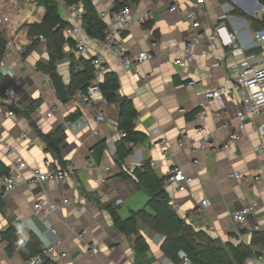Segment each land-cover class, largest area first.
<instances>
[{
	"label": "crops",
	"instance_id": "0c3cea01",
	"mask_svg": "<svg viewBox=\"0 0 264 264\" xmlns=\"http://www.w3.org/2000/svg\"><path fill=\"white\" fill-rule=\"evenodd\" d=\"M92 2L99 14L109 13L119 4L131 6L132 20L122 33L126 50L133 54L150 51L154 58L127 68L117 54L83 30L88 49L79 52L65 42L66 55L57 63L56 70L66 87L71 82L72 63L83 69L85 61L93 63L100 59L104 73L116 72L120 93L129 97L138 111L136 128L146 134L144 141L135 144L125 163H155L153 171L161 178L173 164L181 165L194 181L186 191H179L175 185L166 187L174 211L196 232L218 242L231 259V247L243 246L256 253L245 264H264V244L256 241L258 233L264 232V127L259 128L264 125V115L245 119V128L239 130L235 118L239 103L236 92L228 96L225 106L211 100L205 118L199 115L200 98L196 94L204 86L231 84L230 66L244 57L231 56L229 47L205 39L196 48L195 61L186 67L179 66L175 59L183 55L190 25L181 11L170 10L175 3L183 11L196 8L206 31L224 23L238 33L234 47H242L247 55H258L253 59L256 61L264 56L262 49L249 51L258 47L254 38L257 28L264 25V5L259 0H206L201 7H196V0ZM60 13L69 25L75 23L71 9L60 6ZM5 15L8 20L3 19ZM45 15V7L34 0H0V32L8 40L0 63L14 66L10 80L18 92L14 107L7 97L0 95V177L18 160L37 165L55 157L44 135L62 127L59 147L65 164L76 166V178L40 186L32 183L29 171H25L24 182L0 202V235L20 220L25 242L35 235L43 246H57V264H179L164 250L168 235L154 226L153 220L161 208L151 206V193L135 175H122L115 163L117 143L122 138L117 126L119 105L106 102L100 94L90 107L72 99L57 105L60 99L51 79L47 80L48 73L37 65L50 60L48 41L30 35V26L42 22ZM222 16H226L224 21ZM34 40L35 46L24 55ZM7 51L10 56H6ZM192 79L200 85L188 87ZM54 106L57 109L48 116ZM78 111L79 117L67 120ZM101 113L105 121L98 120ZM225 123L231 124L226 128ZM199 127L212 133L214 147L204 146ZM154 129L159 131L152 133ZM234 131L239 132L240 138L223 149L222 144ZM24 133L28 138L22 137ZM102 141L106 146L100 155L95 147ZM182 141L184 147L180 146ZM235 172L243 177L235 178ZM42 198L60 202L49 217L35 212L34 204ZM65 198L70 204L62 203ZM120 198L122 204L117 203ZM205 199L209 203L204 207ZM245 206H252L253 211L247 223L239 224L233 213ZM112 210L126 221L125 230L115 225ZM141 210L145 212L140 214ZM131 217L135 222L129 220ZM95 245L99 247L98 254L91 252ZM63 252L67 256H61ZM0 264L29 262L0 236Z\"/></svg>",
	"mask_w": 264,
	"mask_h": 264
},
{
	"label": "built area",
	"instance_id": "2783aa9c",
	"mask_svg": "<svg viewBox=\"0 0 264 264\" xmlns=\"http://www.w3.org/2000/svg\"><path fill=\"white\" fill-rule=\"evenodd\" d=\"M60 6L64 8H69L73 11L75 18V23L69 25L65 28L64 34L68 38H72L75 41V48L79 52H84L88 49V44L83 36V8L82 5H72L67 6L65 0H58ZM117 1V0H114ZM206 0H196V7H201L205 4ZM172 12L181 11L184 18L188 21L189 28V39L183 48V55L175 59V63L181 67H186L193 63L196 58V48L205 39L210 42H219L222 46L229 47V52L231 56H241L243 59L230 66L229 73L232 78V83H221L214 87H202L196 91L199 96V115L201 118H205L208 114V105L211 100H216L221 106L227 104V98L233 92L238 95V106L236 109L235 118L239 121L237 128L243 130L245 128L244 120L247 118H254L256 116L264 115V56L262 58L253 60L258 55H247L242 47H234L238 39V33L231 31L224 23H217L214 30L206 31L204 30L203 23L199 18L196 8H187L186 10H181L180 5L175 3L170 6ZM132 8L129 5H124L120 8L114 9L109 13L103 12L100 16L106 21L107 28L105 31V37L99 39L102 44L112 50L117 54L122 62V64L131 68L140 64L146 60L153 59L154 55L150 51L139 52L138 54L128 53L126 50L125 43L122 38V33L128 28L132 20ZM107 16V19L105 17ZM4 20H8V16H3ZM226 16L221 17V21H224ZM41 38H44L41 36ZM45 39V38H44ZM255 45L260 47L264 52V28L259 29L255 34ZM22 54V51H21ZM11 53L7 51L6 56H10ZM95 66V79L88 86L86 92L75 93L70 99L80 102L84 106L90 107L96 100L99 94L102 97L99 83L102 81L103 73L105 71V66L102 65L100 59H95L93 61ZM216 66L219 65L218 62L215 63ZM0 73L9 76L10 78L15 73V68L13 65L0 63ZM45 78L50 80V74H46ZM200 85L199 82L192 79L188 82V87L194 88ZM6 97L11 101L16 100L18 96L17 88L12 80H10L5 86ZM103 100L104 97H103ZM63 102L60 100L57 105H61ZM57 106H54L47 115L51 116ZM13 115V111L9 112ZM99 121H105L106 117L104 114H99L97 116ZM231 123H225V127L228 128ZM74 125H77L76 123ZM264 125H260L259 128L263 129ZM158 129H154L152 133L158 132ZM198 132L203 134L202 140L204 146L214 147V142L211 141L212 133L205 131L203 127L197 128ZM122 136L126 135L125 131H121ZM24 139L28 138L27 134L22 135ZM240 138V134L234 131L230 134L228 140L222 144L223 149H228L231 147L233 142ZM0 143H2V138L0 136ZM33 143V140H30ZM133 145V143H131ZM180 146L184 147V142H180ZM143 162H136L126 164V169L130 172L136 167L142 166ZM151 167H155V163H151ZM108 169L111 166L107 167ZM29 171L30 181L36 185L43 186L47 182H68L71 178H76V166L72 163H67L66 165H61L56 157L46 158L42 164L30 165L26 160L16 161L6 172L0 177V198H4L15 188L20 186L26 179L24 172ZM235 178H242V174L235 172L232 174ZM258 182L261 181L260 177L255 178ZM194 181L193 176L188 174L186 170L179 164H173L165 178L166 187L175 185L179 191H186L191 187ZM76 185L80 186L79 180H76ZM65 205L70 204V200L65 198L62 200ZM118 204H122L123 200L120 198L117 200ZM209 203L208 199L202 201V206H207ZM60 205V202L54 201L49 198L39 199L34 204V209L37 214L49 217L51 214L55 213ZM253 211V207L245 206L238 208L234 211V220L239 224H245L249 220V215ZM257 229L260 226H256ZM91 252L93 254L99 253V247L97 245L92 246ZM59 254L58 248L55 244H50L43 246L42 251L39 254L32 256L29 260V264H40L45 257L56 259ZM61 256H67L66 252H63ZM180 262L179 264H194L186 252L183 250L179 251Z\"/></svg>",
	"mask_w": 264,
	"mask_h": 264
},
{
	"label": "trees",
	"instance_id": "16d2710c",
	"mask_svg": "<svg viewBox=\"0 0 264 264\" xmlns=\"http://www.w3.org/2000/svg\"><path fill=\"white\" fill-rule=\"evenodd\" d=\"M37 4L42 5L46 9V15L42 22L35 23L30 26V35L33 37L43 36L48 41V48L50 52V60L43 65L38 63V68L47 73H52L57 69V63L66 55L64 51V44L68 42L71 47L75 46V41L68 38L64 34V30L69 26V22L63 19L60 13V3L58 0H34ZM225 1V0H220ZM67 6L82 5L83 8V26L86 33L94 38L103 39L107 28L106 21L100 16L95 8L92 0H65ZM264 5V0H259ZM125 4H119L118 7ZM236 11V10H235ZM234 11V12H235ZM259 26L257 29H262ZM8 40L0 32V62L6 50ZM36 44L34 40L27 48L28 53ZM260 47L251 49L249 52H259ZM72 78L67 86L69 96L76 91L81 90L86 92L88 86L95 79V66L92 61H85L83 69L75 68L71 64ZM10 81L9 76L0 73V95L6 97L5 86ZM101 93L106 102L117 103L120 109V115L117 120L118 129L125 131L126 135L117 143V155L115 163L119 167L122 175L131 177L135 175L137 180L144 186L151 194L149 204L155 209L161 208L157 212L156 218L153 220L154 226L163 230L169 237V241L164 246V250L168 255H171L175 261L180 262L179 251L186 252L189 259L194 264H245L246 260L253 257L252 250L243 246H232V259L227 255L222 246L215 241L208 239V236L203 232H196L191 225L187 224L170 205L169 195L165 185V178L158 177L149 161L143 163L142 166L136 167L133 172L126 169L125 158L133 151L135 144L146 139V134L140 132L136 128V120L138 111L134 106L132 100L120 93L119 76L114 71H107L104 73L102 81L99 83ZM14 104H12V107ZM80 116L78 111L76 114L68 117L67 120L73 121ZM62 127H59L56 132L44 135L45 140L52 147L54 156L58 159L61 165H66L61 149L59 147V136ZM133 143V145H131ZM99 146V147H98ZM98 146L96 152L101 155L102 150L105 149L106 142L102 141ZM99 157V155H98ZM2 198H0V202ZM161 206V207H158ZM145 210L139 213L143 214ZM115 225L122 230H125L126 221L123 220L115 210L111 212ZM135 222V218L129 219ZM23 224L20 220H16L14 224L6 231L1 233V239L9 242V248L19 251L26 260L32 256L39 254L42 251V243L37 236L31 235L28 242L22 239ZM256 241L264 244V232H259L256 236ZM40 264H57L53 259L45 257Z\"/></svg>",
	"mask_w": 264,
	"mask_h": 264
},
{
	"label": "water",
	"instance_id": "95a60500",
	"mask_svg": "<svg viewBox=\"0 0 264 264\" xmlns=\"http://www.w3.org/2000/svg\"><path fill=\"white\" fill-rule=\"evenodd\" d=\"M51 77V82L53 87L55 88L57 97L62 101V102H67L70 100V96L67 91L66 84L63 80L62 75L57 71H53L50 74Z\"/></svg>",
	"mask_w": 264,
	"mask_h": 264
}]
</instances>
